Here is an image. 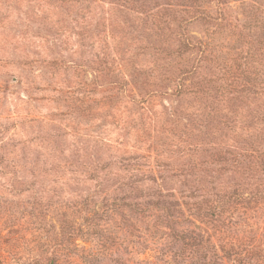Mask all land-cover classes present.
<instances>
[{
  "label": "rangeland",
  "instance_id": "obj_1",
  "mask_svg": "<svg viewBox=\"0 0 264 264\" xmlns=\"http://www.w3.org/2000/svg\"><path fill=\"white\" fill-rule=\"evenodd\" d=\"M173 230L264 249V0H0V264H216Z\"/></svg>",
  "mask_w": 264,
  "mask_h": 264
},
{
  "label": "trees",
  "instance_id": "obj_2",
  "mask_svg": "<svg viewBox=\"0 0 264 264\" xmlns=\"http://www.w3.org/2000/svg\"><path fill=\"white\" fill-rule=\"evenodd\" d=\"M207 217L209 221L215 219L224 223L220 211L217 213L211 212ZM72 235V232L68 231L64 235L66 241H69ZM172 238L181 241L183 248L190 249L192 253H199V258H215L216 264H224V258L233 260L235 264H264V249L259 250L257 244L254 243L237 245L233 242H227L215 245L195 230H189L186 233H177L173 230Z\"/></svg>",
  "mask_w": 264,
  "mask_h": 264
}]
</instances>
